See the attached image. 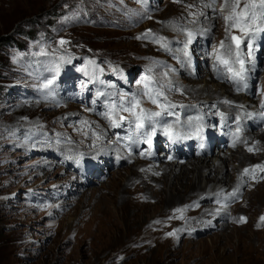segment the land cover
<instances>
[{
	"label": "rangeland",
	"instance_id": "374dc122",
	"mask_svg": "<svg viewBox=\"0 0 264 264\" xmlns=\"http://www.w3.org/2000/svg\"><path fill=\"white\" fill-rule=\"evenodd\" d=\"M249 2L239 0L237 11ZM255 3L254 27L261 30L246 37L238 28L225 30L233 0H0V42L26 48L16 53L0 43V52L11 54L7 70L1 71L6 79H0V264H65L77 255L86 264H97V245L58 241V236L71 231L77 239L90 232L107 245L112 241L107 250L111 252L116 234L109 231L116 228L115 218L120 219L115 231L140 232L151 229L146 218L152 214L166 227L160 249L152 245L138 254L126 250L110 260L107 252L99 264H264V223L253 218L241 222V217H249L247 208L229 222L230 205L238 202L243 189L223 202L178 190L184 200L168 207L165 197L156 199L155 189H144L143 180L127 184L132 173L141 178L154 166L128 168L130 160L116 156V143L132 158L151 161L170 152L168 144L180 145L177 150L185 153L191 148L195 156L210 149L216 156L212 151L229 143L231 137L223 138L226 127L218 117L199 134L180 133L177 129L187 130L181 124L172 126L175 139L162 128L154 135H137L134 118L121 106L130 107L135 97L146 113L157 112L161 108L149 98L154 96L160 104L175 105L163 113L164 120L175 123V116H187V104L198 102L205 81L196 73L202 74L218 53L224 54L221 41L233 50V56L225 58L235 59L232 35L244 40L240 54L246 70L244 57L256 58L250 66L256 72L251 88L246 81L238 82L258 99L264 48L255 45L264 38V8L260 0ZM28 31L32 39H26ZM61 40L67 43L61 45ZM34 47L46 62L21 63L24 57L40 56H31ZM216 67L222 79L227 68L218 61ZM48 80L53 83L45 88ZM222 80L233 87L232 81ZM120 117L125 119L113 127ZM150 121H144L143 129ZM118 167L126 172L116 175Z\"/></svg>",
	"mask_w": 264,
	"mask_h": 264
},
{
	"label": "bare ground",
	"instance_id": "6f19581e",
	"mask_svg": "<svg viewBox=\"0 0 264 264\" xmlns=\"http://www.w3.org/2000/svg\"><path fill=\"white\" fill-rule=\"evenodd\" d=\"M263 46L264 38L259 43H256L255 48L262 49L264 48ZM244 58L247 70L244 72L243 80L233 78L231 73H226L225 70H222L225 73L222 79L225 80L226 78L229 80V84L232 81L233 87L224 85L223 80L218 77L221 72L216 67L217 60L212 59L208 66L203 69L202 74L196 73L198 77L200 75V78L205 79V81H201L202 84H200L201 87L199 88L201 97L198 102L187 104L183 112L184 114L189 113L187 116H175L176 121L177 117L179 119L177 122L172 123L164 120L162 113L159 117L151 118L147 129H136L137 135H139L146 133V131L152 133L153 129L155 131H158L159 128L165 129L168 125L181 126L182 124L187 130H177L181 131L180 133L184 135H188L191 132H196L197 129L201 130L203 127H209L218 117L219 122L226 127V130L222 133L223 138L225 139L227 136L231 137L229 143L221 144L220 148L212 151V154L217 153L216 156H211L210 149L206 153H197L198 156H195V152L191 154V148L189 152L185 153V150H177L178 144H168L166 148L170 152L164 151L160 153L162 158L156 161L142 160L137 157L132 158V153L122 150V147L116 143L118 147L116 156L119 158L127 157L130 160L129 162H131L128 168L133 167V164L154 166V170L143 172L144 174L141 178L132 173L130 182L127 181L128 185L132 186L134 181L138 180L142 182L141 180H143L144 189L145 187L155 189L157 194L156 199H159L160 196L165 197V200L168 201V207L173 205L174 202L184 200V197L178 190L187 189L188 192H185V196L198 195L206 201L223 202L233 199V197H229V194L237 188L238 192L240 189H243L244 191L236 197L239 198L238 202L230 205L229 222L234 220L242 208H247L249 217L245 222L253 218L258 223H264V220H261V217H264V172L255 168L256 165H264V106H262L264 105V91H262L264 90V76L259 80L258 88L261 90L258 94L259 98L252 99L247 92L248 90L238 81L248 82V89L251 88L250 82L256 72L251 70L250 66L256 61V58L254 56ZM212 82L216 84L212 85ZM225 101H229V103H225ZM261 110L263 114L259 115V111ZM160 111L161 109L157 112ZM231 116H234L233 121H229ZM132 131L134 132V129ZM186 139L188 138L186 137ZM234 143L235 146H233ZM191 147L193 148L194 146ZM250 148L252 151H249ZM179 154L187 155L188 157L185 159L188 160L176 158ZM246 168L250 170V175H242ZM121 172H126L125 168H116V175L120 176ZM123 180L124 178L121 181ZM129 194L133 195V192H129ZM143 199L141 197L142 202ZM156 216L158 215L152 214L149 218H146V221L149 220L151 226V229L148 231L144 229L140 232L126 231L125 233H123V230L120 231L121 233L115 231L120 229V219L115 218L114 226L117 229L112 227L109 231L116 234L114 240L116 243L115 249L111 252L107 250L111 247L112 241L107 245L105 240L101 237V240H99L97 236L94 238V235L90 232L83 235V237L76 236L77 239L73 238V232H64L61 237L58 236V241L67 238L71 241L76 240V245L82 244V242L97 245L94 246L97 248L93 252V256L96 257L95 262L98 261L97 264H99V257L106 255L107 252V259L110 260L116 258L118 255L122 256L126 250L137 251L136 253L138 254L142 249L149 248L152 245L160 249L162 247L161 241L167 232L163 222L159 221L157 223V221L152 219ZM137 221L139 223L143 222L142 214L137 216ZM88 254L90 253L88 252L84 257ZM65 264L86 263L83 261L81 255H77V257H69Z\"/></svg>",
	"mask_w": 264,
	"mask_h": 264
},
{
	"label": "snow or ice",
	"instance_id": "6c2138e0",
	"mask_svg": "<svg viewBox=\"0 0 264 264\" xmlns=\"http://www.w3.org/2000/svg\"><path fill=\"white\" fill-rule=\"evenodd\" d=\"M179 2V0H177ZM225 3H228V0H225ZM239 0H233V5H232V12L230 15L225 17L226 23H228V27H226V32H228L230 29L233 28H238L241 32L245 34L246 37H251L254 31H260V28H255L254 25L256 24V21L258 19L256 8L257 4L255 3V0H250L249 3H246L244 5V8L240 11H237L239 8ZM191 7V6H189ZM260 7L264 8V0H260ZM191 33H189V36L191 37ZM231 40L235 44V59H229L230 57L233 56V50L231 46H226L224 41L220 42V48L224 49L225 52L224 54L218 53L216 55L217 61L225 66L227 68V71L232 74L233 78H238L239 80L244 79V72L246 71L244 67V60L241 59V54H240V49L241 45L244 43V40L239 37L232 35ZM61 45L67 43V41L61 40L60 41ZM249 55H251V45L249 43ZM187 55V53H186ZM229 57V58H225ZM235 64H239L240 68L239 70H235L234 66ZM53 83L52 80H48L46 84L44 85L45 88L49 87ZM247 87V85H245ZM239 90V89H238ZM264 91V90H262ZM157 96H162V92H158L156 94ZM153 104H157L158 107L161 108L160 112H152V113H146L143 108L140 107V101L137 100L135 97H133V101L131 103L130 107L124 108L121 106V110L130 113V115L134 118V123H135V128L137 130L143 129L145 127L144 121L151 120L152 117H159L162 115V113L166 112L169 107H175V105L172 104H160L159 101L154 97V96H149ZM166 99V97H165ZM225 103H229V101H225ZM264 106V105H262ZM139 109V111H137ZM113 111H116L115 106H113ZM171 115V113H168ZM125 117H120L119 121H113L112 126L113 127H119L120 122L123 121ZM177 117V121H178ZM86 123V122H85ZM165 134L168 135L170 138H177L176 133H174L172 126L168 125L167 128L164 129ZM197 132L199 134L200 129H197ZM155 134V130L153 129L152 135ZM95 135V134H94ZM186 138V137H182ZM97 139H99V136H97ZM147 143L149 144V148H151V139L149 138L147 140ZM235 146V143L233 144ZM249 151H252L250 148ZM256 169H259L261 172H264V165H256ZM251 172L249 169H244V173L242 175H250ZM238 188L234 190L232 193L229 194V197H234L237 195ZM177 212H182V209H176ZM182 218V217H181ZM246 218L241 217V222H244ZM261 220H264V217H261ZM174 233H168L169 236L173 235Z\"/></svg>",
	"mask_w": 264,
	"mask_h": 264
},
{
	"label": "trees",
	"instance_id": "16d2710c",
	"mask_svg": "<svg viewBox=\"0 0 264 264\" xmlns=\"http://www.w3.org/2000/svg\"><path fill=\"white\" fill-rule=\"evenodd\" d=\"M32 35H33V32L32 31H28V32H26L25 33V37H26V39H32L31 37H32ZM0 43H3L4 45L6 44V45H8V46H10V48L13 50H15V52L17 53L19 50H21V51H26V48H24V46L23 45H21V44H19L18 42L17 43H14V42H12V41H6V40H4V39H2V41L0 42ZM9 43L10 44H14L13 46H11V45H9ZM31 53H34V54H31V56H38V55H40L38 58H32V57H29V58H27V57H24L23 59H22V61H20L21 63H26L27 65H29L30 66V64L32 65V66H34V64L35 65H41L40 64V62H43V61H45L46 62V58L45 57H43V56H41V55H43V53L42 52H40L39 51V48L38 47H34V48H32L31 49ZM11 54H4L3 52H0V79H6V78H4L3 76H2V74H1V71H6L7 69H6V62L7 61H9V56H10ZM3 56H5L6 58H4ZM20 63V62H18V61H15V62H13V63ZM12 63V64H13Z\"/></svg>",
	"mask_w": 264,
	"mask_h": 264
}]
</instances>
